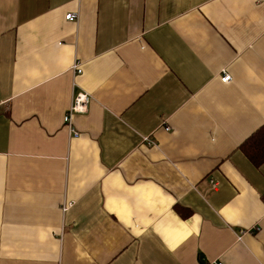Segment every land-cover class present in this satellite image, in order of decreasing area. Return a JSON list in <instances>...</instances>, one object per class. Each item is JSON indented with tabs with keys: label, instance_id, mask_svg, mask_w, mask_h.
<instances>
[{
	"label": "crops",
	"instance_id": "0c3cea01",
	"mask_svg": "<svg viewBox=\"0 0 264 264\" xmlns=\"http://www.w3.org/2000/svg\"><path fill=\"white\" fill-rule=\"evenodd\" d=\"M263 124L264 0H0V264H264Z\"/></svg>",
	"mask_w": 264,
	"mask_h": 264
},
{
	"label": "built area",
	"instance_id": "2783aa9c",
	"mask_svg": "<svg viewBox=\"0 0 264 264\" xmlns=\"http://www.w3.org/2000/svg\"><path fill=\"white\" fill-rule=\"evenodd\" d=\"M65 19L67 21H73V20L77 19V14L76 13H69L65 16ZM71 70L74 72V74H77V75L80 74L81 73L80 64L74 63L71 67ZM220 81L224 84H228L231 81V76L229 74H227L224 70V71H222ZM74 86H75V84H73V87ZM89 99H90V97L87 94L82 93V92H79V93L72 95V100H71L70 106H69L68 110L66 111V113L62 117L63 125L65 126L68 133L70 135H72L73 137H78L79 133L77 131H75V129L73 128L72 117L75 114L86 113ZM145 140H147V139H145ZM215 186H216L215 184H212L213 188ZM64 210H65V207H64ZM244 233H245V231L244 232L241 231L240 237ZM216 264H222V263L217 262Z\"/></svg>",
	"mask_w": 264,
	"mask_h": 264
},
{
	"label": "trees",
	"instance_id": "16d2710c",
	"mask_svg": "<svg viewBox=\"0 0 264 264\" xmlns=\"http://www.w3.org/2000/svg\"><path fill=\"white\" fill-rule=\"evenodd\" d=\"M240 152L255 167L264 163V124L239 145Z\"/></svg>",
	"mask_w": 264,
	"mask_h": 264
}]
</instances>
